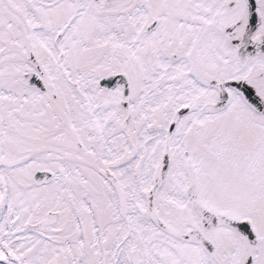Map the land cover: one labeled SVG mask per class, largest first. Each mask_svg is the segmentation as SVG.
<instances>
[{
  "label": "snow or ice",
  "instance_id": "snow-or-ice-1",
  "mask_svg": "<svg viewBox=\"0 0 264 264\" xmlns=\"http://www.w3.org/2000/svg\"><path fill=\"white\" fill-rule=\"evenodd\" d=\"M0 264H264V0H0Z\"/></svg>",
  "mask_w": 264,
  "mask_h": 264
}]
</instances>
